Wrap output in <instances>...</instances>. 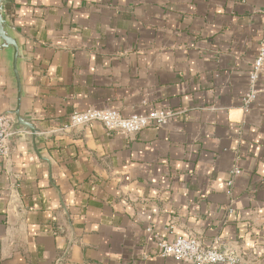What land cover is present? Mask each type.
<instances>
[{
	"label": "crops",
	"instance_id": "1",
	"mask_svg": "<svg viewBox=\"0 0 264 264\" xmlns=\"http://www.w3.org/2000/svg\"><path fill=\"white\" fill-rule=\"evenodd\" d=\"M10 2L20 115L38 134L17 128L0 158V264H185L157 237L190 236L264 264V75L244 106L264 0ZM91 108L176 116L135 135L68 128ZM17 109L4 50L0 115Z\"/></svg>",
	"mask_w": 264,
	"mask_h": 264
},
{
	"label": "built area",
	"instance_id": "2",
	"mask_svg": "<svg viewBox=\"0 0 264 264\" xmlns=\"http://www.w3.org/2000/svg\"><path fill=\"white\" fill-rule=\"evenodd\" d=\"M262 75H264V37L261 48L249 73L251 90L244 98V106L247 111L257 97V84ZM175 116L176 114L174 112L157 110L148 115L124 117L117 110H98L91 108L71 114L68 120V128L76 129L100 123L109 132L122 135H135L150 127H166L173 121ZM16 134L15 117L11 114L0 115L1 159L7 160L9 158L10 140ZM230 174L231 178L228 181V186L233 187L235 177L240 174V171L234 169ZM228 214H234L232 207L228 209ZM148 232H152V230L150 229ZM157 250L162 258H173L185 264H245L236 250L222 252L216 247H206L198 238L193 236L188 238L178 237L172 243L157 237Z\"/></svg>",
	"mask_w": 264,
	"mask_h": 264
},
{
	"label": "water",
	"instance_id": "3",
	"mask_svg": "<svg viewBox=\"0 0 264 264\" xmlns=\"http://www.w3.org/2000/svg\"><path fill=\"white\" fill-rule=\"evenodd\" d=\"M8 1L9 0H0V52L8 50L12 54L13 72L18 88V109L13 115L15 117V129L24 127L28 129L33 136H36L38 134V130H36L31 122L23 119L20 115L22 86L19 75V63L22 60V52L17 40L12 34V28L5 15V7Z\"/></svg>",
	"mask_w": 264,
	"mask_h": 264
},
{
	"label": "trees",
	"instance_id": "4",
	"mask_svg": "<svg viewBox=\"0 0 264 264\" xmlns=\"http://www.w3.org/2000/svg\"><path fill=\"white\" fill-rule=\"evenodd\" d=\"M11 2H10V0L8 1V3H7V5H6V7H5V15H6V17L9 15V13H11V4H10ZM36 198H37V200L38 201H41L39 204H40V206H42V207H44V208H46V203H44V200L41 198V196H36Z\"/></svg>",
	"mask_w": 264,
	"mask_h": 264
}]
</instances>
